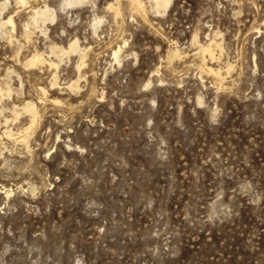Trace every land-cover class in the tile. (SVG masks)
I'll return each mask as SVG.
<instances>
[{"label":"rangeland","instance_id":"obj_1","mask_svg":"<svg viewBox=\"0 0 264 264\" xmlns=\"http://www.w3.org/2000/svg\"><path fill=\"white\" fill-rule=\"evenodd\" d=\"M130 1L0 0V264H264V0Z\"/></svg>","mask_w":264,"mask_h":264},{"label":"bare ground","instance_id":"obj_2","mask_svg":"<svg viewBox=\"0 0 264 264\" xmlns=\"http://www.w3.org/2000/svg\"><path fill=\"white\" fill-rule=\"evenodd\" d=\"M20 1V0H19ZM21 1H25V0H21ZM170 0H154V5L156 6V7H159V6H161V5H164V6H166L167 5V3L169 2ZM72 2H75V0H72ZM130 2H132L134 5H135V7H137L138 9H144L145 7H144V1L142 2V0H132V1H130ZM137 8H135V9H137ZM44 9H46V8H44ZM1 11V10H0ZM49 11V10H48ZM35 12V11H34ZM141 12V11H140ZM36 14V13H35ZM34 14V15H35ZM41 14V13H40ZM42 14H43V12H42ZM48 14V13H47ZM143 14V13H142ZM33 15V17H35ZM37 16V15H36ZM44 16V15H43ZM50 16V15H49ZM8 19V18H7ZM34 19H36V18H34ZM33 19V20H34ZM9 20L11 21L12 19H11V17H9ZM37 20V19H36ZM36 20H34L35 22H36ZM33 21V22H34ZM8 22V21H7ZM75 42V41H74ZM73 43V42H72ZM211 44V43H210ZM74 45H75V43H73L72 45H71V49H73L74 48ZM209 45V44H208ZM54 48H56L55 46H53ZM207 48V50L209 51V50H211V46L209 45L208 47H206ZM206 48H204L205 50H206ZM213 49V48H212ZM53 50V49H52ZM56 50V49H55ZM54 51V50H53ZM62 51V50H61ZM212 52V51H211ZM37 54V53H36ZM114 54L116 55V57H117V54H118V50H116L115 49V51H114ZM43 58V57H42ZM37 59H39V56H38V54L37 55H33L32 56V58L30 59V61L33 63L35 60H37ZM215 68V67H214ZM208 69V68H207ZM211 70H213V68L211 69ZM202 71V70H201ZM208 71V70H207ZM210 71V70H209ZM217 71V70H216ZM213 72V71H212ZM217 72H215V74H216ZM217 76V75H216ZM219 76V75H218ZM221 76V75H220ZM223 80V79H222ZM28 106H30V107H32V105H28ZM34 106V105H33ZM29 109H31V108H29ZM31 111V110H30ZM33 112V111H32ZM15 134H16V132H15Z\"/></svg>","mask_w":264,"mask_h":264}]
</instances>
